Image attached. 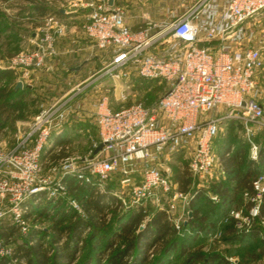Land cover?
<instances>
[{
    "label": "built area",
    "instance_id": "1",
    "mask_svg": "<svg viewBox=\"0 0 264 264\" xmlns=\"http://www.w3.org/2000/svg\"><path fill=\"white\" fill-rule=\"evenodd\" d=\"M110 1L80 6L89 12L77 30L86 50L99 61L95 72L42 105L13 150L0 143V228L8 220L23 238L31 230L26 218L31 206L64 198L69 177L81 184L96 182L100 189L118 178L124 193L114 195L124 208L160 202L173 193L187 200V193L173 192L177 184L168 167L182 148L190 151L192 178L218 203L212 187L223 173L213 142L230 121L243 124L251 157L258 160L260 147L253 137L264 132L259 90L264 42L247 44L246 36L261 26L264 0H168L175 6L167 19L155 22L144 15L136 31L125 24L126 8ZM69 33L60 17L49 16L33 34L31 49L10 59L5 69L22 73L24 80L53 68L60 56L57 45ZM138 81L157 82L166 87L165 92L149 105L137 101L125 107ZM106 82L122 85L115 99L121 107L113 108L107 89L97 94L96 102L88 101L93 110L83 106L82 95L104 90ZM85 116L97 129L95 149L100 144L103 149L90 159L93 154L72 158L67 146L59 147L55 152L64 156L53 165L52 175H46L43 159L53 136L63 133L71 117ZM252 190L249 211L232 213L238 230L249 231L257 222L264 227L260 217L264 167L254 178ZM70 207L86 217L76 199L70 200ZM6 248L0 243V255L11 257L12 249ZM12 264L24 262L13 259Z\"/></svg>",
    "mask_w": 264,
    "mask_h": 264
},
{
    "label": "rangeland",
    "instance_id": "2",
    "mask_svg": "<svg viewBox=\"0 0 264 264\" xmlns=\"http://www.w3.org/2000/svg\"><path fill=\"white\" fill-rule=\"evenodd\" d=\"M35 1L38 4L45 2L47 8L53 13L66 10L67 13L74 12L75 14L80 11L78 10L80 6L97 0H0V69H5L8 61L14 56L30 50L32 47L30 40L33 34L44 24L46 18L53 16L49 14L44 17L34 13L35 4L33 2ZM166 1L155 0L154 4H152L149 11L152 13L154 21L164 19L167 9L175 6L174 2ZM128 5H130V0L125 3V6ZM259 21L262 23L259 29L255 30L256 28L251 27L252 32L247 33V44H255L256 46L263 44L264 15L259 18ZM13 72L15 74L14 77L0 82V87L3 85L16 87L17 83L23 81L22 92L18 97H21L24 111H19V113L26 116H22L15 130L6 129L0 134V143L8 151L15 148L17 137L28 130L40 107L59 97L66 87L65 76L62 73L61 75H55L54 73L41 74L39 77L34 76V78L23 80L22 73ZM30 85L33 86L31 87ZM108 85L107 93L113 97L116 94L118 96L123 88L120 83L114 85L110 82ZM137 85L138 87L133 91L134 95L129 98L124 105L125 107L137 101L149 105L161 97L166 89L164 85L157 82L138 81ZM259 90L261 101L264 103V70L259 77ZM120 107L121 105H118L116 109ZM66 131V133L61 135L62 141H60L63 145L68 146L67 154L70 157H85L93 154L97 143V132L92 125L88 124L82 127L78 125L76 129H67ZM244 131V126L241 123L230 124L224 128L213 142L215 156L220 158L224 151H228L231 154H237L238 158H241L242 163L248 162L247 144L249 142L247 144L245 142ZM263 139L264 132L255 134L253 137V141L260 147ZM48 148L45 151L43 163L45 174L52 175L53 165H57L58 160L64 156V153H54L52 149L49 150ZM180 155L179 153L175 154L168 163L174 183L179 169H182L185 165L184 163L188 164V159L184 155ZM191 179L192 183L187 193V200L175 198L173 193L167 199H160V202L151 201L145 205L146 208H150L152 211L155 209L168 211L173 223L179 226L177 248L171 251H163L159 246L149 248L146 264H203V260L208 261L211 257H217V260L212 264H262L264 262V240H262V237L236 236V232L233 229L234 217L232 213L237 211L247 213L250 208V196L246 192L241 191L234 196L232 202L225 203L224 198H222L221 203L216 204L210 199L209 194L198 187L197 182L192 177ZM230 179L231 176L227 175L224 182H229ZM107 185L112 187L117 196H123L124 188L120 185L118 178H113ZM173 192H181L178 185ZM71 199L72 196L69 195L67 189L64 198L60 200V204L65 210L71 209ZM76 201L80 204L78 200ZM36 205L29 211L32 214L29 219L30 226L41 227L46 231L52 232L53 226L51 222L53 216L46 214L43 201H38ZM171 205L175 207L171 209ZM53 206L51 205L50 208ZM116 216L114 213L109 212L107 229L102 236V240L100 242L98 240H88L87 244L81 248L74 264H96L98 260L102 261L103 264H107V257L115 253L117 247L123 244V242L118 241L113 249H109V241L115 238L119 228L124 224H128L129 221V216L127 215ZM6 222L11 224L8 220ZM256 224L260 225L258 222ZM262 229L264 231V227ZM140 230H143V227ZM23 239L17 231L6 249H13L24 242ZM0 243L3 244L1 238ZM191 255L194 256L191 258ZM132 257L127 258L126 261L136 262V258L133 257L132 259ZM187 259H191L192 262L187 263Z\"/></svg>",
    "mask_w": 264,
    "mask_h": 264
},
{
    "label": "trees",
    "instance_id": "3",
    "mask_svg": "<svg viewBox=\"0 0 264 264\" xmlns=\"http://www.w3.org/2000/svg\"><path fill=\"white\" fill-rule=\"evenodd\" d=\"M33 3L35 4L34 13L44 17L49 14L60 17L59 13L50 11L45 2L38 4L35 1ZM14 75L11 70L0 69V82L11 79ZM21 92V89H16V87L7 85L0 87V134L6 129L15 130L22 116H26L19 113V111H24L21 97H18ZM238 157L237 154L229 156L228 151H224L221 155L222 164L231 175L232 184L220 182L213 185L212 189L224 198V202H232L231 199L228 201L226 198H233L240 190H247L252 194V181L264 167V139L258 160L242 163ZM184 164L182 169L177 172L175 182L182 193H188L192 176L188 164ZM66 184L69 195L80 202L86 217H80L71 209L65 210L60 204L61 201L44 203L46 214L53 216L52 232L41 227L30 226L29 236L23 239L24 242L12 249L11 257L0 255V264H12L13 259L22 261L24 264H74L81 248L87 244L88 240H98L99 242L102 240L107 229L109 212L117 215L116 217L127 215L129 221L128 224L122 225L115 238L109 241V249H113L118 241L123 242V244L117 247L115 253L107 257V264H146L149 248L159 246L163 251H171L177 248L179 229L166 210L155 209L152 211L145 205L124 208L109 185L100 189L96 182L81 184L72 177L67 178ZM51 205L54 206L50 208ZM36 206L34 205V207ZM55 209L57 211L54 212ZM31 215V213L27 214V220L30 219ZM260 217L264 218V201ZM141 227L143 230H140ZM233 229L236 236L262 237L264 240V231L260 225L255 224L253 228L247 231L238 230L234 223ZM17 231V228L9 222L3 223L0 228V238L5 246L11 243L10 241ZM131 256L136 258V262L126 261ZM216 260L217 257H211L210 260H203L202 263L212 264ZM186 262L192 261L187 259ZM96 264H103V262L98 260Z\"/></svg>",
    "mask_w": 264,
    "mask_h": 264
},
{
    "label": "crops",
    "instance_id": "4",
    "mask_svg": "<svg viewBox=\"0 0 264 264\" xmlns=\"http://www.w3.org/2000/svg\"><path fill=\"white\" fill-rule=\"evenodd\" d=\"M115 1L117 2L118 5L126 8L125 24L128 27H130L133 31H136L139 28H141V26L143 24L144 15H147L151 20L154 21L153 15L149 10L151 9L152 4H154L155 0H130V5H128V6H125V3L128 2L129 0H115ZM176 6H177V4H176ZM78 10H80V11H78L75 14H74V12H68V14H65L64 11H62V10L59 12L60 18L63 19V22L65 25H67L70 33L66 38L62 39L57 45V49H58L60 56H59V61L56 63V65L53 68L45 69L43 72L36 74L35 75L36 77H39V75L41 76V74L47 75L49 73H51V74L54 73L55 75H61V73H62L65 76L64 81L66 82V87L68 85L73 86V85H78V84L86 81L95 72V70L99 66V61L96 58V56L95 57L92 56L86 50V48H87L86 41L83 39L81 32L78 31L79 30L78 28H80V26L83 24V22H84L89 11H87L85 9H80V8ZM168 11H169V9H167L166 16L164 19H167ZM155 17H157V16H155ZM164 19H162V20H164ZM155 22H159V21L155 20ZM204 36H205V32L203 31L202 37H204ZM64 65L66 66V68L64 67ZM109 83L110 82L104 83L103 84V86L105 87V88L103 87L104 90H100L99 92L94 93V92L89 91V90L86 91V93L83 94L81 99H80L81 103H83V106L86 105L87 109L93 110L91 105H88V101L96 102V100L100 96L97 94L105 92V89H107V91H108L107 85ZM30 86L32 87L33 85H30ZM66 87H65V89H66ZM116 95H115V97L111 96L112 101H113L112 102L113 108H117V106H118V103L115 102V99L118 97ZM237 123L240 124L241 122L240 121H233V122H229V123L223 125V127L221 128L222 129L221 132L228 125L237 124ZM88 124L92 125L95 128V125L89 116L78 117V118L77 117H75V118L71 117L70 123L65 127L63 133H66L67 129H76V127L78 125H81V127H82V126H85ZM96 132H97V129H96ZM63 133L61 135H63ZM243 134H244L245 142L247 144L248 138L246 136L245 131ZM61 135H54L52 140L49 143L50 146H48L49 147L48 149L49 150L52 149V151H54V153H55V150L57 148L67 146V145H63L60 142ZM97 140H98V135H97ZM247 150H248L249 160H253L251 157V151H250V144L249 143L247 144ZM178 153L181 154L180 156L184 155V157L187 158L189 161L190 151L188 149L182 148ZM221 155H220V158L219 157L217 158V160H219L218 163H219V166L221 168L223 175L220 177V180L217 183L223 182V183L232 184L231 179L229 182H224L227 178V175H229V176H231V175L225 170V168L222 164V161H221ZM232 155H234V153L231 154L229 152V156H232ZM212 191L214 194L217 195V197L219 198V203H221L223 197H221L216 191L214 192L213 189H212ZM239 192H241V190L238 191V193ZM243 192H246V194L249 196H252V194H253V192H252V194H250V192H248L247 190H243ZM226 199L228 201H230L229 199H231L233 201L234 197L233 198L228 197ZM225 203H228V202L226 201Z\"/></svg>",
    "mask_w": 264,
    "mask_h": 264
},
{
    "label": "water",
    "instance_id": "5",
    "mask_svg": "<svg viewBox=\"0 0 264 264\" xmlns=\"http://www.w3.org/2000/svg\"><path fill=\"white\" fill-rule=\"evenodd\" d=\"M110 5H112V0L109 2ZM22 82L17 83L16 89L22 88ZM103 149V144H100L93 152V155L90 157V159H93L101 150ZM191 217V215H190Z\"/></svg>",
    "mask_w": 264,
    "mask_h": 264
}]
</instances>
